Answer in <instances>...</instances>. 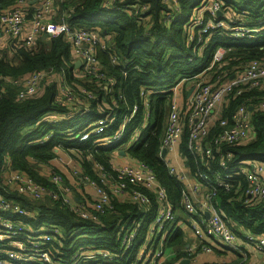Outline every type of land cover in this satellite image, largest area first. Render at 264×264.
<instances>
[{
    "label": "trees",
    "instance_id": "obj_1",
    "mask_svg": "<svg viewBox=\"0 0 264 264\" xmlns=\"http://www.w3.org/2000/svg\"><path fill=\"white\" fill-rule=\"evenodd\" d=\"M16 1L0 0V9L9 8ZM120 1L115 0L116 4ZM201 1L179 0V10L175 11L164 0H125V4L138 2L148 5L146 12L140 15L141 21L114 5L104 6V0L56 1V20L62 17L72 29L97 28L110 39L106 50L97 51L101 71L107 82L78 75L74 63L70 62V44L61 34L47 40L42 37L34 47L16 44L10 39L7 48L12 52L11 58L0 54V76L3 77L0 79V88H3L0 89V191L5 189L2 173L7 167V159L10 160L11 168L25 172L35 181L50 187L48 178L41 175L39 169L35 170L32 163L41 165L49 162L56 155V147H75L81 157L83 173L96 182L98 180L93 163L100 164L114 175L111 153L123 149L124 155L146 163L166 188L175 216L173 222L163 227V231H166L163 249L167 255L163 264L179 261L188 243L184 229L177 222L183 212L181 200L184 186L169 173L159 155L170 88L181 79L201 72L210 63L212 53L218 46L228 51L222 61L215 64L208 74L209 78L235 72L246 60L264 58V27H261L259 36L253 39L234 40L223 34H213L202 54L198 55L197 48L187 44L185 22ZM221 1L224 4L230 2ZM258 4L256 0H239L237 11L242 15V11H247V18H254L260 13ZM167 13H171L168 19ZM110 54L117 56L116 63L110 61ZM65 63L69 65L66 71L68 84L72 88L88 87L95 94L86 112L76 113L69 119L52 122L47 119L53 112L69 111L67 106L56 102L54 80H46L37 94L21 100L17 98V86L4 81L5 78H20L32 71L49 68L60 75ZM108 79H112L113 84ZM142 90L146 92V105L144 98L140 97ZM262 95L264 89L245 92L229 98L222 109L223 117L228 118L239 104L245 103L248 108L251 106L252 131L249 141L221 143L219 150L213 148L211 157H207L204 145L211 142L218 132V126H213L197 152H192L188 147L189 128L185 125L178 146L185 166L193 176L203 173L213 180L215 173L228 175V188L214 185L212 202L219 207L224 220L234 231L239 233V230H245L260 236H264V199L250 205L243 202L247 182L238 168L245 160L264 164V109L258 105ZM134 104L137 109L125 122L123 140L107 147L95 145L96 141L119 130ZM100 117L108 119L104 132L100 136L91 134L88 140L80 141L78 133ZM221 162L225 163L226 169L221 166ZM8 197L19 201L21 206L32 213L30 217H22L24 222L31 225L48 222L59 226L65 237V246L70 244L68 236L72 237L71 231L77 230L74 235H84L77 239L76 244L83 241L84 244L106 248L116 258L122 257L119 264H129L135 260V251L131 252L126 262L119 248L120 225L129 228L134 221L141 220L138 242L145 236L156 215L153 197L149 210L131 201H120L112 197L113 208L100 215L98 220L81 217L59 200L44 198L35 201L29 208L31 203L28 201L31 200H26L22 195L11 193Z\"/></svg>",
    "mask_w": 264,
    "mask_h": 264
},
{
    "label": "built area",
    "instance_id": "obj_2",
    "mask_svg": "<svg viewBox=\"0 0 264 264\" xmlns=\"http://www.w3.org/2000/svg\"><path fill=\"white\" fill-rule=\"evenodd\" d=\"M56 1L58 0H17L9 8L0 9L1 35L11 39L13 43L34 47L39 38L47 40L61 34L70 44L72 54L70 62L74 63L78 75L107 82L101 71L97 51L106 50L110 39L102 35L97 28L72 29L62 17L60 21H55ZM164 1L171 5V9L179 10V0ZM256 1H259V15L247 18V11H242L243 15L237 11L239 0H230L227 4L221 0H202L185 22L187 44L192 45L194 49L197 48V54L201 55L209 37L216 33L234 40L256 38L261 33V27H264V0ZM124 4L125 0L117 4L115 0H104V6L114 5L138 17L140 21V15L146 12L148 6L138 2ZM170 14L167 13L166 19ZM227 51V48L218 46L212 53L210 63L201 72L181 79L170 88L171 95L160 139L159 155L165 148V155L161 158L169 173L184 186L181 200L182 216L193 238L191 243L185 245V254L177 261L178 264H216L198 262L197 253L235 248L240 242L254 245L258 250L264 251V236L245 230H239V233L234 231V228L224 220L219 207L212 202L214 185L228 188L227 174L215 173L212 180L206 174L200 173L189 180L182 171L173 166L170 156L166 154L178 149L185 125L189 128L188 147L192 152H197L210 129L218 126V132L211 142L204 145V154L207 157H211L213 148L219 150L221 143L238 144L251 138V112L247 104H239L228 118L223 117L222 109L229 98L252 90L264 89V58L246 60L235 72L209 78L208 74L212 72L215 64L222 61ZM77 61L80 62L79 65H76ZM110 61L116 63L117 56L110 54ZM67 65L65 63L61 68L60 75L49 68L32 71L20 78H5L4 81L17 86V98L21 100L37 94L46 80H54L57 89L56 102L67 106L69 111L53 112L47 119L50 122L69 119L76 113L86 112L95 94L88 87L72 88L68 84ZM2 78L0 76V79ZM108 81L113 84L112 79ZM145 95L146 92L142 90L140 97L144 98L146 105ZM258 105L264 109V95L260 97ZM136 109L137 105L134 104L130 115L123 120L119 130L109 137L96 141L95 145L107 147L119 144L123 140L125 122L133 116ZM106 122L108 119L104 117L94 120L78 133L79 140L86 141L91 134L100 136L106 128ZM57 148L56 155L49 162L57 160L65 168L71 167L73 176L68 183L63 174L53 170L48 162L40 166L49 174L50 187L35 181L25 172L11 168L10 160L7 159V167L2 173V184L5 189L0 191V264H119L122 261V257L116 258L110 250L101 246L76 242L65 246L61 228L55 224L42 222L31 225L24 222L22 217H30L32 213L21 206L19 201L8 197L11 193L20 194L32 201L44 198L59 200L81 217L91 220H98L100 215L113 208L112 197H122L117 199L131 201L146 210H149L153 197L156 215L144 239L136 241L141 220L134 221L129 228L120 225L119 248L126 262L131 252L135 251L133 255L135 260L129 264H163L167 258L163 249L166 234L163 227L174 221L175 213L172 211L166 188L158 181L154 171L146 163L135 160L133 163L116 166L112 163L114 175H111L100 164L94 162L93 170L98 180L96 182L83 173L77 149L74 155L77 160L72 162L66 158L67 156L58 155L60 150ZM220 164L224 169L227 168L225 163ZM49 166L51 168L48 170ZM238 170L247 182L243 202L250 205L264 199V164L245 160ZM69 184L74 187L78 196L71 197L72 190ZM84 193L91 195L90 203L84 197ZM75 232L77 230L72 233ZM71 238V235L68 236L69 242ZM183 260L187 262L183 263Z\"/></svg>",
    "mask_w": 264,
    "mask_h": 264
},
{
    "label": "crops",
    "instance_id": "obj_3",
    "mask_svg": "<svg viewBox=\"0 0 264 264\" xmlns=\"http://www.w3.org/2000/svg\"><path fill=\"white\" fill-rule=\"evenodd\" d=\"M1 38L4 37L0 33V39ZM121 151H123V149L118 151L114 150L111 153V157H114L112 158L111 162L114 163L115 161V166L120 165L122 163H133L135 161V159L130 158L128 155H124V153L121 154ZM166 154L170 156L171 162L175 168L182 171L188 177L189 180H192V178H194V176L190 173L189 169L185 166L184 160L182 159L178 149L169 151ZM53 164L60 169V172L65 176L67 182L72 179V175L69 174L66 168L61 165L57 160H53ZM117 198L121 199L122 197ZM177 222L178 225H180L184 229L185 234L188 238V243H191L193 240V238H191V230L186 226L182 214L181 219H179ZM196 260L202 263L210 262L216 264H238L242 262L245 264H264V251L258 250L254 245L245 242H240L235 248L218 249L214 250V252L211 253H197ZM173 264L178 263L175 262Z\"/></svg>",
    "mask_w": 264,
    "mask_h": 264
},
{
    "label": "rangeland",
    "instance_id": "obj_4",
    "mask_svg": "<svg viewBox=\"0 0 264 264\" xmlns=\"http://www.w3.org/2000/svg\"><path fill=\"white\" fill-rule=\"evenodd\" d=\"M57 19V17H55L54 16V20L55 21H58V20H56ZM60 21V20H59ZM38 40H40V38L38 39ZM45 40V39H44ZM9 42H10V39H8V38H1L0 39V54L1 55H6V57L7 58H11V56H12V52H10L9 51V49L7 48V46L9 47ZM10 52V53H9ZM5 53V54H4ZM66 69H68V65H67V67H66ZM184 88H183V92H184ZM153 115H152V117H151V121H153ZM136 136H137V134H135ZM57 149H59L60 150V153H58V155H62V156H67L66 158H68L69 160H71L72 162H73V160H77V157H75L74 155H75V147H58ZM76 158V159H75ZM112 158H114V157H111V160H112ZM33 164V168L35 169V170H38L39 169V172H40V174L41 175H43L44 177H47L48 178V176H49V174L44 170V169H42L41 168V166L40 165H37L36 163H32ZM48 165H51L52 166V169L53 170H55V171H60V169L56 166V165H54L53 164V161L52 162H48L47 163ZM112 164V163H111ZM113 164H115V161H114V163ZM74 165L75 166H77V164L74 162ZM51 167L49 166V167H47V169L49 170ZM66 170H67V172L69 173V174H71L72 176H73V170H71V167L70 166H68V167H66ZM49 172V171H48ZM64 176V175H63ZM64 178H65V176H64ZM65 180H66V183H68L67 182V179L65 178ZM70 185V184H69ZM70 187H71V190H72V195H71V197L74 195V196H78L77 195V192L75 191V189H74V187L72 186V185H70ZM89 191V190H88ZM84 197L88 200V202L90 203L91 201H92V198H91V195H89V194H87V193H84ZM26 200H30V199H26ZM29 203H31L30 205H29V208L33 205V204H35V201H28ZM19 204H21L20 202H19ZM187 231H188V229H187ZM73 232V231H72ZM76 233V232H75ZM75 233H73V235H72V238H71V242H69L70 244L71 243H75L76 241H77V239H79V238H81L84 234L83 233H80V234H77V235H74ZM79 243H83V241L81 242H79Z\"/></svg>",
    "mask_w": 264,
    "mask_h": 264
},
{
    "label": "water",
    "instance_id": "obj_5",
    "mask_svg": "<svg viewBox=\"0 0 264 264\" xmlns=\"http://www.w3.org/2000/svg\"><path fill=\"white\" fill-rule=\"evenodd\" d=\"M219 14H220V12H219ZM80 64V62L79 61H77L76 62V65H79ZM249 110H251V106H249ZM165 152H166V149L165 148H163L162 149V151H161V154H160V156L161 157H163L164 155H165ZM124 152L123 151H121V154H123ZM206 214H208V213H206ZM184 262L183 263H186L187 262V260H183Z\"/></svg>",
    "mask_w": 264,
    "mask_h": 264
}]
</instances>
